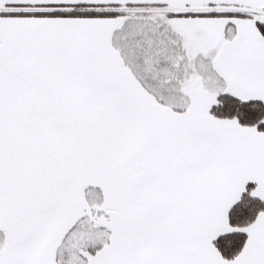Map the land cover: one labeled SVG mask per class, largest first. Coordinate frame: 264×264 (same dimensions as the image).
I'll return each instance as SVG.
<instances>
[{"label": "snow or ice", "instance_id": "6c2138e0", "mask_svg": "<svg viewBox=\"0 0 264 264\" xmlns=\"http://www.w3.org/2000/svg\"><path fill=\"white\" fill-rule=\"evenodd\" d=\"M0 264H264V0H0Z\"/></svg>", "mask_w": 264, "mask_h": 264}]
</instances>
